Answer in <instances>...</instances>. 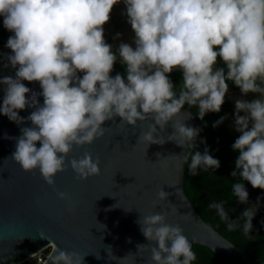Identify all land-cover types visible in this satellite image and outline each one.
<instances>
[{"label": "clouds", "instance_id": "clouds-1", "mask_svg": "<svg viewBox=\"0 0 264 264\" xmlns=\"http://www.w3.org/2000/svg\"><path fill=\"white\" fill-rule=\"evenodd\" d=\"M120 2L0 0L3 25L13 33L5 45L11 52L3 54L4 67L16 70L14 77H0L5 86L0 113L18 125L31 122L15 138L12 157L25 171L38 168L52 185L56 173L67 166L73 146L91 144L103 136L105 121L119 116L135 126L151 117L154 123L143 133V140L163 144L165 139L156 135L157 125L164 129L185 104L197 107L201 120L206 113L220 112L229 91L227 81H232L245 96L260 94L251 101H235L234 126L240 135L232 148L239 155L231 175L242 179L233 184V192L248 207L235 220L225 200H213L208 207L216 210L229 231L242 228L244 236L252 239L260 197L250 203L242 181L264 189V0H123L135 32V48L122 42L117 50L126 65V80L120 73L110 75L118 56L106 42L103 28ZM218 57L225 66H217ZM174 69L182 72L178 89L168 75ZM25 80L38 81L42 91H33ZM26 107L34 110L23 117L19 110ZM173 127L175 132L167 139L187 145L182 162L188 163L192 175L221 166L207 147L197 150L201 128L183 122ZM70 164L82 178L100 173L99 161L90 153L71 159ZM59 195L64 197V193ZM170 195L163 187L158 192L160 200ZM165 221L162 213L139 221L144 236L155 244L152 261L193 264L197 256L183 229ZM83 258L53 247L44 264L49 260L51 264H83Z\"/></svg>", "mask_w": 264, "mask_h": 264}, {"label": "water", "instance_id": "water-1", "mask_svg": "<svg viewBox=\"0 0 264 264\" xmlns=\"http://www.w3.org/2000/svg\"><path fill=\"white\" fill-rule=\"evenodd\" d=\"M129 25L125 15L114 32L117 50ZM108 28L109 21L104 37ZM4 29L0 16V32ZM4 63L0 62V77H14L16 70L5 68ZM117 73L126 80L124 70L114 65L110 75ZM23 83L35 92L42 91L38 81ZM4 88L0 84V105ZM38 99L43 103L42 96ZM33 110L26 107L19 113L27 117ZM121 119L116 116L105 121L104 135L91 144L74 145L66 157L67 166L49 185L38 168L25 171L12 157L15 138L31 122L18 125L0 113V264H21L48 245L51 251L56 247L57 251L78 253L84 257L83 264H154L151 248L155 244L144 236L139 221L156 213L164 214L167 224L179 225L192 245L205 246L230 264H257L202 217L185 191L182 158L187 145L167 137L175 132L176 122L198 127L192 109L184 106L164 129L157 125L156 135L165 139L163 144L143 140V133L154 123L151 117L135 126ZM85 153L98 159V175L82 178L71 167V159H80ZM162 187L171 194L166 200L158 197ZM138 244H142L141 250Z\"/></svg>", "mask_w": 264, "mask_h": 264}, {"label": "trees", "instance_id": "trees-1", "mask_svg": "<svg viewBox=\"0 0 264 264\" xmlns=\"http://www.w3.org/2000/svg\"><path fill=\"white\" fill-rule=\"evenodd\" d=\"M11 35H13V33L6 28L0 32V62H5L3 54L11 52V49L5 47L7 39ZM105 40L112 45V50L117 52L118 56L117 48L112 39ZM114 65L118 66L126 73V65L120 62L119 56ZM168 75L178 89L182 83V72L179 69H174L173 72ZM227 83L229 84V89L240 90L234 83L229 81H227ZM185 106L188 105L185 104ZM191 109L197 117L198 127L202 129L197 138V150L203 152L205 147H207L210 154L220 160L221 166L215 169V171L211 169L204 171L201 169L197 175H192L188 169V163L185 162V191L195 208L207 222L212 224L229 240L242 248L257 264H264V223H262V221H264V189L254 188L250 182L242 181L249 192L250 203H255L257 198L260 197V207L253 218L252 239H248L244 236L242 228L229 231L226 227V223L217 215L216 210L208 207V204L213 200L227 201L225 207L229 212L230 218L233 220L237 219L244 209L248 207V205L240 204L233 192V184L241 182L240 180L242 179L239 176L233 177L231 175L232 171L235 170V161L239 155L238 150L232 148V144L240 135L234 126L235 101L226 94L225 102L220 112L206 113L203 120L198 116L197 107L194 106L191 107ZM241 115H243V113H241ZM224 116L227 118L223 123L214 127V122ZM201 140L206 141V143L200 142ZM240 224H243L242 220ZM192 246L197 256L193 264H230L220 255L205 246ZM21 264L34 263L25 261Z\"/></svg>", "mask_w": 264, "mask_h": 264}, {"label": "crops", "instance_id": "crops-1", "mask_svg": "<svg viewBox=\"0 0 264 264\" xmlns=\"http://www.w3.org/2000/svg\"><path fill=\"white\" fill-rule=\"evenodd\" d=\"M124 11H126V5L123 3V1H121V4H117L114 6V8L111 10L110 15H121ZM122 39L124 40V42L122 41ZM127 39V40H126ZM134 39H135V32L134 29L132 28L131 24L128 27V31L126 32V34L119 40V43L122 41L123 43H128L130 45L133 46V48H135V43H134ZM126 40V41H125ZM121 44V43H120ZM218 47V46H217ZM217 66L218 67H223L225 66L223 64V61L221 58L218 57L217 59ZM232 82V81H229ZM233 83V82H232ZM234 94L236 97L240 98V99H247L249 101L258 98L259 97V93H248L246 96L244 94L241 93L240 90H232L229 89L227 95H231Z\"/></svg>", "mask_w": 264, "mask_h": 264}, {"label": "flooded vegetation", "instance_id": "flooded-vegetation-1", "mask_svg": "<svg viewBox=\"0 0 264 264\" xmlns=\"http://www.w3.org/2000/svg\"><path fill=\"white\" fill-rule=\"evenodd\" d=\"M121 1H123V0H121ZM114 6H113V8H114ZM125 15H127L126 11H124L121 15H110V19L108 20L109 21V28H108V32H107L106 37H104L105 39H112V41H113L114 32H115V30H117L120 27L123 19L125 18ZM108 21L103 25V28L106 24H108Z\"/></svg>", "mask_w": 264, "mask_h": 264}, {"label": "built area", "instance_id": "built-area-1", "mask_svg": "<svg viewBox=\"0 0 264 264\" xmlns=\"http://www.w3.org/2000/svg\"><path fill=\"white\" fill-rule=\"evenodd\" d=\"M51 247H52L51 245H48L47 247L44 248V250L40 254L35 255V256L34 255L31 256L27 261L34 263V264H44V261L49 256V253L51 251Z\"/></svg>", "mask_w": 264, "mask_h": 264}, {"label": "rangeland", "instance_id": "rangeland-1", "mask_svg": "<svg viewBox=\"0 0 264 264\" xmlns=\"http://www.w3.org/2000/svg\"><path fill=\"white\" fill-rule=\"evenodd\" d=\"M118 4H121V2L120 3H118ZM117 5V4H116ZM231 99H233L234 101H236L237 99H240V98H238V97H236L234 94H231V95H228Z\"/></svg>", "mask_w": 264, "mask_h": 264}, {"label": "bare ground", "instance_id": "bare-ground-1", "mask_svg": "<svg viewBox=\"0 0 264 264\" xmlns=\"http://www.w3.org/2000/svg\"><path fill=\"white\" fill-rule=\"evenodd\" d=\"M126 40H127V39H126ZM126 40H125V41H126ZM122 41L124 42V40H123V39H122ZM122 41H121L120 43H122Z\"/></svg>", "mask_w": 264, "mask_h": 264}]
</instances>
